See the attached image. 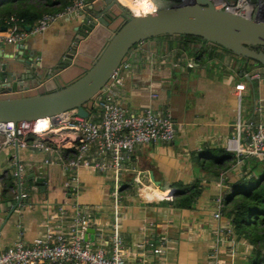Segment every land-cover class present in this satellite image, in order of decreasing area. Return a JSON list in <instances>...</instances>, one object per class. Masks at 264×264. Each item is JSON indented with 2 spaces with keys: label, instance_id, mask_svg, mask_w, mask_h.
<instances>
[{
  "label": "crops",
  "instance_id": "0c3cea01",
  "mask_svg": "<svg viewBox=\"0 0 264 264\" xmlns=\"http://www.w3.org/2000/svg\"><path fill=\"white\" fill-rule=\"evenodd\" d=\"M66 1L69 0H47L49 6L41 7L35 0H0V28H7L4 16L10 9L27 5L41 14L55 13ZM85 1L91 4L96 0ZM118 1L126 6L133 2ZM139 1H143L139 7L148 9L153 0ZM153 2L156 8L179 3ZM74 17L62 18L45 32L28 36L20 46L0 45L1 61L26 59L33 54L40 64L54 66L70 45ZM121 22L118 19L115 24ZM105 36L102 32L83 51L82 60L89 62L100 52ZM125 63L128 69L117 90L122 108L128 115L140 114L146 108L170 115L176 123L174 140L136 148L119 176L79 169V191L73 197L63 185L67 178L56 163L59 153L0 149V251L11 247L21 233L23 241L30 244L51 226L53 230H67L75 204L93 212L88 227L93 233L86 232L87 242L95 248L108 249L107 241L116 231L123 242L126 264H207V256L215 246L216 229L231 227L223 214L218 221L213 218L217 198L235 187L243 192L235 195V200L243 197L255 203L251 195L264 187L263 169L259 166L263 161L243 157L237 163L224 145L234 135L238 121L264 123V67L200 41L185 42L178 36L140 42L130 50ZM80 72L81 69H72L67 78ZM17 82L32 83L25 76ZM238 85L244 86L240 99L235 90ZM55 88L53 83H47L39 91L51 92ZM94 108L91 118L98 121L102 105ZM221 149L233 156L222 164L218 153ZM205 151H210L213 158L201 157ZM15 164L24 168L21 191L28 194V199L19 203L14 197L17 187L9 198L2 196L4 180ZM221 166L223 170H219ZM39 178L44 180L42 191L35 184ZM175 186L196 188L189 207L178 206L177 202L190 194L175 195ZM143 190L159 197L147 200ZM249 191L252 194L248 195ZM59 206L66 210L62 221L51 219ZM248 230H234L232 237L220 245V264H264V245L253 242L262 229L254 234L252 226Z\"/></svg>",
  "mask_w": 264,
  "mask_h": 264
},
{
  "label": "built area",
  "instance_id": "2783aa9c",
  "mask_svg": "<svg viewBox=\"0 0 264 264\" xmlns=\"http://www.w3.org/2000/svg\"><path fill=\"white\" fill-rule=\"evenodd\" d=\"M137 2L139 0H133ZM151 1V0H150ZM217 10H223L239 17H250L255 5L249 0H211ZM120 3V2H119ZM149 12L134 11L126 7L131 17H139L156 10L154 3ZM87 2L72 0L70 4L55 13H44L27 30L23 20L9 18V26L0 31V45L20 46L30 35L45 32L56 21L77 14ZM128 69L122 63L111 75V80L101 93L103 103L101 116L95 121L91 116L81 118L74 111L54 118L39 119L34 122L0 123V149H34L38 151H55L58 163L66 174L64 188L69 196L79 191V169L93 170L99 173L111 172L119 176L125 171L124 163L133 151L141 146L156 143H171L176 135V123L168 114L155 112L151 108L140 114L128 115L117 100V90L123 83L124 71ZM243 85L235 87L237 99H240ZM43 121L42 124L39 122ZM225 150L235 157L237 163L241 158H255L264 161V123L249 121L237 122L234 135L227 139ZM49 163V161H46ZM13 184L20 192V199L27 200L28 194L21 191L24 168L15 164L11 173ZM6 177V178H7ZM15 193V190H13ZM116 195V193H115ZM14 197L18 198L14 194ZM73 213L67 230L49 227L45 235L26 244L19 239L8 249L0 251V264H126L123 242L115 231L107 241V248H95L84 236L92 222L93 212L88 207L72 205ZM224 209L223 196L216 200L213 218L218 221ZM66 216L63 206L56 208L51 219L62 221ZM234 228L221 227L215 231V246L207 256V264H220V245L229 240ZM161 253V250H157Z\"/></svg>",
  "mask_w": 264,
  "mask_h": 264
},
{
  "label": "water",
  "instance_id": "95a60500",
  "mask_svg": "<svg viewBox=\"0 0 264 264\" xmlns=\"http://www.w3.org/2000/svg\"><path fill=\"white\" fill-rule=\"evenodd\" d=\"M177 1L139 17H131L118 0L87 4L74 15L70 45L54 66L40 64L33 54L26 59L5 58L3 62L0 55V123L34 122L72 111L81 118H89L96 112L94 106L103 103V88L110 83L112 73L126 62L130 50L140 42L155 38H198L205 46L220 47L235 57L264 67V0H249L253 5L258 2L261 5L247 18L217 10L211 0ZM118 19L122 22L116 25ZM102 32L107 36L103 37L100 52L89 62L82 60L83 51ZM72 69H81V72L69 80L67 76ZM22 76L32 83L19 84L17 80ZM47 83L56 85L55 90L39 91ZM43 183V179L35 180L41 191ZM17 193L19 203V190Z\"/></svg>",
  "mask_w": 264,
  "mask_h": 264
},
{
  "label": "trees",
  "instance_id": "16d2710c",
  "mask_svg": "<svg viewBox=\"0 0 264 264\" xmlns=\"http://www.w3.org/2000/svg\"><path fill=\"white\" fill-rule=\"evenodd\" d=\"M22 1L27 2L29 0H22ZM35 1H38V5L40 3L41 7L49 6L47 4V0H35ZM71 1L72 0L62 2V9L65 6H67L68 4H70ZM25 4H27V3H25ZM26 6L27 5L23 6L24 8L17 7L16 9L8 10L4 16L5 17L4 19L7 20V26L5 25V27H8L9 18H11V17H16L18 19L23 20V26L24 27H30L43 14V13L41 14V12L40 13L37 12L35 9H33L31 7H26ZM42 11L45 12V8ZM4 24H5V22H4ZM181 38L184 39L185 42L199 41L198 38H194V37H181ZM218 48H220V47H218ZM220 49H222V48H220ZM222 50H224V49H222ZM218 153H220L222 156L221 159L219 160L220 162L232 159V157H233V156L230 157L229 156L230 154L226 153L223 149L218 150ZM200 155L203 158H206V157L213 158V156H214L213 154H211L210 151H205L204 153H202ZM262 163H264V161ZM220 164H222V162ZM223 169H224V167H222V166L219 167V170H223ZM180 187H182V186H175V193H176L175 195H178V194H180V196L186 195V194H190V195L188 197H186V196L182 197L177 202V204H178V206L189 207L192 198L197 193L194 190L196 188L195 187L194 188L193 187H191V188L187 187V188H183V189H178ZM14 188H15V186L13 184L12 178L7 177L4 180V188H3L2 196L9 198L11 196V194L12 195L14 194L13 193ZM239 193H243L242 190L239 191L237 188L231 187V189H228L227 192L225 194H223L224 209L222 211V214L227 219L230 220L231 225L233 226L234 230L238 233L247 232V231H249L248 230L249 227L252 226L253 227V234H254L258 228H261L262 229L261 234H256L254 236L253 242H254V244H261V245L263 244L264 245V187L255 195H251L255 201V205L252 208H250L246 204L245 199L244 200L243 199L235 200L236 199L235 195H237ZM247 194L250 195V194H252V192L249 191ZM227 207H229V208H227ZM249 214H250V220L247 219V215L249 216Z\"/></svg>",
  "mask_w": 264,
  "mask_h": 264
},
{
  "label": "bare ground",
  "instance_id": "6f19581e",
  "mask_svg": "<svg viewBox=\"0 0 264 264\" xmlns=\"http://www.w3.org/2000/svg\"><path fill=\"white\" fill-rule=\"evenodd\" d=\"M143 1H137V2H132V3H130V5H132V6H130L129 5V3H127V6L130 8V9H132V10H134V11H140V10H144L145 12H149V10H150V8H151V6H152V4H151V6H150V8L149 9H143V8H141V7H139L138 5L140 4V3H142ZM44 119V118H43ZM40 124H42L43 123V121H40L39 122ZM147 189H148V187H147ZM152 192H150V191H147V190H143V192H142V195L144 196V198H146L147 200H154V199H157L158 197H159V195H156V196H149L148 194H151Z\"/></svg>",
  "mask_w": 264,
  "mask_h": 264
},
{
  "label": "rangeland",
  "instance_id": "374dc122",
  "mask_svg": "<svg viewBox=\"0 0 264 264\" xmlns=\"http://www.w3.org/2000/svg\"><path fill=\"white\" fill-rule=\"evenodd\" d=\"M153 2V1H152ZM154 3V2H153ZM155 5V4H154ZM149 8H150V6H149ZM148 8V9H149ZM259 166H261V168L263 169V176H264V163H260L259 164ZM242 199L244 200V198L242 197ZM246 204L250 207V208H252V207H254V205H255V203L254 202H252V201H250V202H247L246 201Z\"/></svg>",
  "mask_w": 264,
  "mask_h": 264
},
{
  "label": "flooded vegetation",
  "instance_id": "af4514ba",
  "mask_svg": "<svg viewBox=\"0 0 264 264\" xmlns=\"http://www.w3.org/2000/svg\"><path fill=\"white\" fill-rule=\"evenodd\" d=\"M210 46H212V45H210ZM259 50H263L262 48H259ZM206 55H208V53L206 54ZM210 56V55H209Z\"/></svg>",
  "mask_w": 264,
  "mask_h": 264
}]
</instances>
